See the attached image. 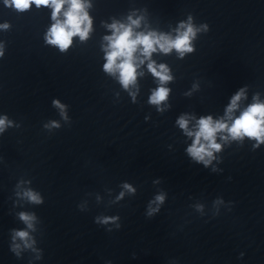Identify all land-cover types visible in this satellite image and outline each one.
<instances>
[{"label": "water", "instance_id": "obj_1", "mask_svg": "<svg viewBox=\"0 0 264 264\" xmlns=\"http://www.w3.org/2000/svg\"><path fill=\"white\" fill-rule=\"evenodd\" d=\"M82 3L87 37L61 50L67 2L53 19L0 0V264H264V143L227 130L264 104V0ZM113 24L161 43L191 26L192 50L138 46L125 87L104 67ZM209 116L227 128L205 166L188 149Z\"/></svg>", "mask_w": 264, "mask_h": 264}, {"label": "clouds", "instance_id": "obj_2", "mask_svg": "<svg viewBox=\"0 0 264 264\" xmlns=\"http://www.w3.org/2000/svg\"><path fill=\"white\" fill-rule=\"evenodd\" d=\"M5 2L7 3L8 0H5ZM66 2L69 4V9L64 13V21H57L51 27L47 38L48 43L58 45L61 50L66 49L71 44L72 37L75 35H79L81 39H85L91 28V20L89 19L87 12L84 11L85 5L82 3V0H11V3L21 11L29 8L32 3H35L37 6L51 4L54 8L53 19H56L62 6ZM133 23L137 22L133 21ZM0 27L7 28L8 25H0ZM110 27L115 29V32L112 37H106V39L110 41L109 46L111 50L107 53V63L104 67L105 70L109 72L118 69L120 72L121 82L125 87L135 80L136 70L133 62V54L136 52L138 46H143V54L145 56H150L151 53L155 51L154 45H159L161 50L164 52H168L172 48H175L180 52L192 50L189 46L190 37L194 35L191 26H189L187 30L179 35L175 40L164 39L163 43H161L160 38H156L152 34L136 35L133 37L131 27H124L123 25L117 27L116 24H113ZM0 55H2V52H0ZM117 60H120L119 64L116 63ZM148 67L153 75L159 77L161 81H167L170 79V77L165 74L166 69L163 65L160 66L161 71L159 72L156 71L152 64H149ZM167 95L168 89L160 87L151 96L150 103L160 104L166 99ZM242 95L243 90L238 92L232 98V103L228 108V112H231L237 106L236 102L240 100ZM54 103H56L58 107H63L62 105H59L58 101ZM5 122L6 118L0 119V130H3ZM178 123L181 128H187V121L185 118L181 117ZM198 124L199 130L194 134L195 140L193 145L188 149V152L198 162L203 161L205 166H207L210 161L205 160V157H211L212 150H219L220 147L215 143V135L218 131L226 129L227 125L221 122H216L214 124L210 116L207 118H201ZM227 130L233 138L247 135L264 143V104L256 103L250 105L240 115V117L235 119L233 125L230 128H227ZM188 135L191 136L193 133L189 132ZM201 139L207 141V145L201 144ZM26 195L32 201L37 203L40 202L39 197L32 192H28ZM157 199L163 200V197H157ZM21 219L25 222H29L32 217L22 213ZM29 227H31L30 223ZM16 235L23 239L27 236V233L20 231L17 232Z\"/></svg>", "mask_w": 264, "mask_h": 264}]
</instances>
